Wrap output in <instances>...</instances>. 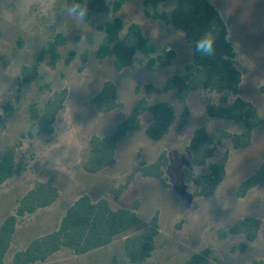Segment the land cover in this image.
<instances>
[{"label":"rangeland","instance_id":"rangeland-1","mask_svg":"<svg viewBox=\"0 0 264 264\" xmlns=\"http://www.w3.org/2000/svg\"><path fill=\"white\" fill-rule=\"evenodd\" d=\"M105 1L109 12L95 14L89 11L85 21H73L62 13L71 0H27L22 30L13 25L14 11L0 7V110L5 114L0 120V155L7 148L20 145V170L0 186V225L14 213L17 202L36 183L50 182L60 193L54 205L21 220L4 264H11L12 256L24 250L33 240L54 231L71 204L84 195L92 201L106 198L112 210H131L137 203L138 221L126 237L147 230L151 218L157 214L159 233L154 251L143 264H183L205 248H210L221 264H234L240 259H244L245 264L264 260V186L253 189L244 199L236 197L241 184L264 161V128L254 132L248 149L233 151L228 142L218 147L215 158L228 151L229 161L226 177L215 193L218 200L212 202L209 212L206 200L210 197L194 198L182 182V168L190 167L188 142L195 129L206 127L214 140L223 131L234 134L242 131L240 124L208 119L205 115L207 105L219 106L231 102L234 99L231 95L205 91L193 93L188 99L190 118L187 126L181 132L173 128L167 137L157 142L147 140L144 135L154 122L151 115H144L139 129L119 144L116 163L112 167L96 175L82 170L89 139L111 134L143 96L145 86L151 85L159 90L167 79L182 75L192 58V47L182 33L167 23L154 20L152 13L146 17L140 0H125L117 14L112 12L116 0ZM209 1L226 24L228 39L236 53L235 64L243 76L238 97L251 102L260 117H264V95L260 93V88L264 86V0ZM176 4L177 0H169L159 7V13L169 14ZM114 17L119 18L124 27L137 24L149 45L154 47L153 56L174 51L176 58L173 63L163 69L148 70L144 65L145 58L137 56L131 68L116 73L111 59L97 60L96 53L104 41L103 29ZM93 34H99L96 42ZM58 36L62 38L63 46L58 49V60L52 66V57L44 50ZM82 36H87L88 45L81 41ZM17 54L24 58L23 62L10 65L11 58ZM38 57L36 79L23 84L21 68L35 64ZM104 82H111L117 87L122 110L99 114L94 108L92 97L100 91ZM135 88L139 89V96L134 94ZM62 90L67 91V100L56 122L63 119L68 130L60 140L54 135H40L43 146L39 152L33 153L29 150L32 141L28 132L33 125L30 109L32 106L42 109L54 93ZM148 100L150 103L166 101L177 118L181 112L174 93L154 92ZM18 113L23 116L22 121H16ZM55 152H64V159L57 160L56 169L49 167L50 161H45ZM162 152L167 154L169 161L165 173L169 184L167 189L156 181L143 179L138 171L140 163L151 164ZM65 160L69 162L65 163ZM73 162H78L79 168L74 167ZM127 181V189L115 198L111 191ZM176 183H179V189ZM164 190L171 191L177 199L184 200L186 197L189 202L198 200L205 203L200 223L194 224L189 220L188 203L175 210L166 204L162 199ZM232 213L234 215L229 221ZM246 216L260 219L262 228L247 251L233 253L232 248L240 240L219 241L217 231ZM221 221L227 223H219ZM126 237L84 256L61 252L45 264H105L114 261L116 264H129L123 250Z\"/></svg>","mask_w":264,"mask_h":264},{"label":"trees","instance_id":"trees-1","mask_svg":"<svg viewBox=\"0 0 264 264\" xmlns=\"http://www.w3.org/2000/svg\"><path fill=\"white\" fill-rule=\"evenodd\" d=\"M124 1L116 0L112 9L114 14L119 12ZM140 1L146 17L152 13L154 20L167 23L182 33L192 47L191 62L185 67L182 75L167 79L159 90L151 85L145 86L143 96L111 134L104 137L92 136L88 142V154L82 164V170L86 174L96 175L112 167L116 163L119 144L127 135L139 129L144 115H151L154 121L145 130L144 135L147 140L157 142L167 137L173 128L176 132H181L187 126L190 118L188 99L193 93L205 91L216 95L227 94L234 99L219 106L207 105L205 115L208 119L240 124L242 131L239 134L223 131L214 140L206 127L195 129L188 142L190 167H184L181 171L182 182L194 198L212 197L226 177L229 161L228 151L215 158L218 147L228 142L233 151L248 149L252 144L254 132L264 128V117H260L251 102L238 97L243 76L235 64L236 53L228 39L226 24L209 0H177L176 6L169 14L159 13V7L169 0ZM86 5L89 11L95 14L109 12L105 0H87ZM103 31L104 41L98 48L96 58L99 61L111 59L116 73L131 68L137 56L145 58L144 65L148 70L166 68L176 58V53L172 50L153 56L155 49L149 45L137 24L131 23L124 27L123 22L114 17L105 25ZM206 32H212L216 37L215 52L210 57L196 53L194 48V41ZM62 46L63 40L58 36L49 44L48 49L44 50L51 55L52 66L56 64L58 49ZM39 60L40 57L35 64L21 68L23 84H29L36 79ZM154 92L174 93L176 102L181 107L178 118L166 101L149 102L148 96ZM260 93L264 95V86L260 88ZM134 94L140 95L138 88H135ZM117 95V87L111 82H104L100 91L92 97V104L99 114L122 110L123 104L118 101ZM66 100L67 91L62 90L54 93L42 109L31 107L30 121L38 125L40 135H53V124L62 112ZM19 147V144L9 147L0 155V186L11 180L20 170ZM168 164L167 154L162 152L153 163H140L138 171L143 179L156 181L167 189L169 184L165 173ZM195 166L200 168L199 176L191 172ZM128 182L112 190V195L118 198L127 189ZM260 186H264V161L257 171L241 184L236 197L244 199L250 191ZM59 197L60 193L54 185L42 182L36 183L17 202L14 213L0 225V264H4L21 220L51 207ZM137 210V203L131 210H112L106 198L92 201L86 195L81 196L67 209L54 231L33 240L24 250L16 252L12 256L11 264H45L61 252L84 256L105 249L117 239L126 237L129 230L136 225ZM262 224L260 219L246 216L218 230L217 239H239L232 252L243 253L257 240ZM158 233V216L155 214L147 230L124 239L123 250L129 264H143L150 259ZM183 264H221V261L210 248H205L190 256ZM254 264H264V260H256Z\"/></svg>","mask_w":264,"mask_h":264},{"label":"clouds","instance_id":"clouds-1","mask_svg":"<svg viewBox=\"0 0 264 264\" xmlns=\"http://www.w3.org/2000/svg\"><path fill=\"white\" fill-rule=\"evenodd\" d=\"M0 7L10 8L14 11L15 19L13 21V25L17 28V30H22L24 27L23 14L25 10L28 8L27 0H0ZM88 12L89 9L86 3L81 2V0H71V3L66 4V7L62 11L65 17L73 21H76L77 19L85 21L88 16ZM93 35L96 42V38L99 34H93ZM87 40H88L87 36H82L81 41H83L85 44L88 45ZM215 46H216V37L212 32H206L198 40L194 41L195 52L206 57H210L214 54ZM23 59L24 58L22 56H19L17 54L15 57L11 58L10 65H16L17 63H22ZM4 115H5L4 112L0 110V120L4 118ZM22 120H23V116L20 113H18V118L16 121H22ZM67 130H68V125L63 119L58 120L56 123L53 124V135L57 137L59 140L66 134ZM29 133L31 135L30 140L32 141V143L29 146V150L33 153L39 152L43 144L40 139V130L38 125L34 123L29 129L28 134ZM62 159H64V152L62 153L55 152L52 154V156L49 159L45 161H50L49 167H54L56 169L57 160H62ZM64 162L68 163L69 161L65 160ZM73 166L79 168V163L73 162ZM191 172L195 176H199L201 174L200 168L198 166L193 167L191 169ZM176 185L177 188L179 189V183H176ZM162 199L173 210L181 209L184 203H188L189 207H187V210H188L189 220L194 224L200 223L201 220L200 214L203 212L205 208V203H202L198 200L189 202L187 201L186 197L184 200L177 199V196L169 190L163 191ZM216 200H218L216 194L210 197L209 200H206L208 212L212 202ZM234 213H232V215L228 218L229 221L232 219ZM222 222L227 223L224 221H221L219 223ZM231 264H233V262H231ZM234 264H245V262L244 259H240L235 261Z\"/></svg>","mask_w":264,"mask_h":264}]
</instances>
